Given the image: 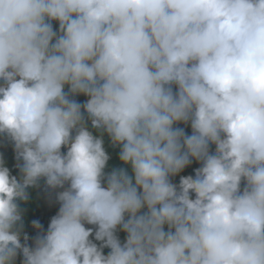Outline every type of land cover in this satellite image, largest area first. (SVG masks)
Instances as JSON below:
<instances>
[{"label": "clouds", "instance_id": "obj_1", "mask_svg": "<svg viewBox=\"0 0 264 264\" xmlns=\"http://www.w3.org/2000/svg\"><path fill=\"white\" fill-rule=\"evenodd\" d=\"M0 139V264H264V0H0Z\"/></svg>", "mask_w": 264, "mask_h": 264}, {"label": "trees", "instance_id": "obj_2", "mask_svg": "<svg viewBox=\"0 0 264 264\" xmlns=\"http://www.w3.org/2000/svg\"><path fill=\"white\" fill-rule=\"evenodd\" d=\"M53 27H54V30L58 31L57 26L53 24ZM0 154L3 155L6 164L10 161V157L14 158V155H15L12 145L9 142H6L2 139H0Z\"/></svg>", "mask_w": 264, "mask_h": 264}]
</instances>
